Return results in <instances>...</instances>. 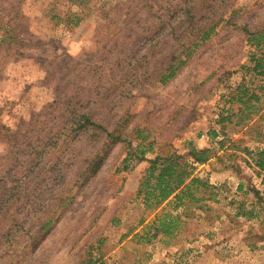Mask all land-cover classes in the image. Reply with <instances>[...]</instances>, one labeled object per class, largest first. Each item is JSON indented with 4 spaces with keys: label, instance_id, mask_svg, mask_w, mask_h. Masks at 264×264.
<instances>
[{
    "label": "rangeland",
    "instance_id": "obj_1",
    "mask_svg": "<svg viewBox=\"0 0 264 264\" xmlns=\"http://www.w3.org/2000/svg\"><path fill=\"white\" fill-rule=\"evenodd\" d=\"M218 3L0 0V264H264V172L244 151L264 149V95L250 118L218 122L224 108L238 111L239 84L257 90L264 81L242 33L264 26V0H224L223 23L175 77L151 75L148 51L158 68L177 54L184 11L197 5L192 25L216 16L207 11ZM72 108L110 112L106 121L119 120L125 134L146 128L155 140L148 158L209 149L194 173L217 188L213 197L149 212L138 195L149 162L125 161L122 143L83 182L79 171L103 139L55 147ZM164 212L180 218L172 234L156 230Z\"/></svg>",
    "mask_w": 264,
    "mask_h": 264
},
{
    "label": "trees",
    "instance_id": "obj_2",
    "mask_svg": "<svg viewBox=\"0 0 264 264\" xmlns=\"http://www.w3.org/2000/svg\"><path fill=\"white\" fill-rule=\"evenodd\" d=\"M223 1L224 0H219L218 4L210 6V9L207 11L208 14L213 11L212 13H215L216 16L209 18L208 21L206 20L208 16H206L201 19L203 21H195L193 22L194 24L191 25L193 17L195 16L193 7L197 5L191 8V15H189L188 9L184 11L179 21V23L183 25V28L179 32L180 34L176 35L181 39L179 46L175 50L177 54L167 59L168 62L164 68H158L159 66L155 65V57L157 56V53H155L156 49H152V51L150 49V51H148V53L152 52L153 54L150 58L152 67L154 68L151 75L155 83L159 82L165 84L174 78L178 70L186 64L187 60L194 51H196L197 47L209 39L217 27L223 23L224 13L227 11V9H223ZM198 8H201V6ZM221 9L222 12H219ZM242 33L246 42L253 48L250 52V61L254 64L253 69L258 71L260 75H263L264 26L254 30L244 26ZM5 39L6 38H3V40ZM259 54L261 55L259 56ZM141 57H143L142 59L146 58V54ZM156 66L157 68H155ZM158 70L159 72H156ZM135 79L136 78L131 81L130 77L127 79V83L134 86L136 85ZM104 95L105 94H98L94 100H102ZM263 95L264 81L258 86L257 90H253L244 84H239L234 90V95L231 96V103L236 102L240 105L238 111L232 112L230 110L231 113L225 114L224 111H228L224 108L219 114L218 122H231L233 117L241 115H245L246 119L250 118L259 108L256 103L261 101V96ZM104 113L108 115L110 112L82 111L78 108H72L63 114L61 120L62 133L58 136L57 142L54 143L55 147L63 146L62 148H66L62 149L63 153H68V150H75L78 146L84 145L85 140L91 135H94V133L100 135L103 139L100 150L97 151L91 160L84 163V167L82 166L83 169L81 168L78 174L79 179L86 182L90 180L91 177H94L109 156L112 147L117 143H122L128 149L125 161L144 160L149 162V167L142 176L138 188V195L141 197L145 208L150 210L149 212L157 211L161 206V210L166 211H168V208L172 210H178L180 207L184 206L189 208L191 205L198 203L203 204L213 197L211 195L214 194V190L217 188L194 173L196 163L203 164L210 159L209 149H197L190 145V149L186 153H179L177 150H173L165 154H157L154 158H148L146 154L153 152L155 146V140L151 139L150 132L146 128L135 127L128 130L125 134L123 132L124 124L119 125V120L116 121V119L113 121H106L105 115H103ZM109 126L111 128H109ZM213 134L216 135V132L214 131ZM220 145L223 146L222 142H220ZM244 151L250 155V165L257 169L256 171L258 174L263 173L264 149L261 148L255 151L244 148ZM65 165L66 163L64 162L63 166ZM127 167L128 166H125V168ZM261 183L264 185V176ZM239 188L242 189L243 186L240 185ZM207 192H209V195L206 194ZM256 194L260 200H263L264 188L262 192L257 191ZM253 208L248 214L247 212L240 213L242 215L247 214L253 216ZM145 218L146 216L141 217L139 225L145 223ZM158 220L160 224L157 226L156 230L168 235L172 234L178 227L180 218L178 215L173 216L170 212H164L160 215ZM88 264H93V262L91 261Z\"/></svg>",
    "mask_w": 264,
    "mask_h": 264
}]
</instances>
